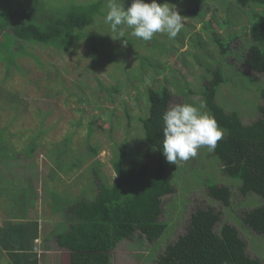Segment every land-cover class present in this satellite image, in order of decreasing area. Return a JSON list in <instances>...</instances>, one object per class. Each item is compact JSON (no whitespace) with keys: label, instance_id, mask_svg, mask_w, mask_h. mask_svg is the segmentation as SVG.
Segmentation results:
<instances>
[{"label":"rangeland","instance_id":"374dc122","mask_svg":"<svg viewBox=\"0 0 264 264\" xmlns=\"http://www.w3.org/2000/svg\"><path fill=\"white\" fill-rule=\"evenodd\" d=\"M98 2L100 14L68 51L27 42H18L15 48L12 31L18 26H42L49 18L64 17L74 7ZM168 2L185 17L180 34L173 40L157 34L145 42L128 35L131 30L126 29L125 46L122 38L113 39L116 34L104 23L107 0H0V142H4L0 176L15 179L6 185L0 178V193L9 192L15 199L22 195L27 200L32 189L22 175L36 178L38 171L45 191L50 189L62 197L53 184L60 190L65 186L67 191V182L74 179L73 188L81 193L76 200H93L101 185L116 181L112 163L119 146L126 147L129 169L137 163L147 164L152 174L162 163L175 192L163 198L160 222L168 225L166 233L153 243L136 233L111 253L110 264H157L167 247L188 231L197 209L218 213L215 232L220 234L224 225L235 227L246 243V254L264 264V236L244 223L245 214L263 201L255 194L242 196L240 182L227 177L213 152L202 147L196 157L177 166L167 162L159 150L147 153L141 119L149 108V88L160 91L167 87L172 94L170 107L199 105L212 72L221 70L227 82L215 101L227 113H239L243 125L248 126L261 118L259 108L264 106V75L243 64L251 45V23L246 15H241L239 22L234 19L235 12H242L234 0ZM130 4L131 0H125L126 8ZM210 23L214 29L204 31ZM212 32L224 42L239 37L230 41L228 53L222 56ZM32 141L37 148L29 158L26 152L31 151ZM213 185L230 190V206L210 197L208 188ZM134 192L135 187L130 186L124 197Z\"/></svg>","mask_w":264,"mask_h":264},{"label":"trees","instance_id":"16d2710c","mask_svg":"<svg viewBox=\"0 0 264 264\" xmlns=\"http://www.w3.org/2000/svg\"><path fill=\"white\" fill-rule=\"evenodd\" d=\"M234 2L242 9L240 14L235 12L234 19L239 22L241 19H237L246 15L249 25L251 23V45L244 56L243 64L249 71L264 75V0ZM88 6L74 7L64 17L49 18L42 26H18L12 31L16 37L15 48L18 49V42H27L68 51L82 39L83 31L100 14V2ZM255 9H261L262 13ZM190 11L194 13L197 10ZM230 13L229 18L233 19ZM209 29H214L211 23L203 30ZM2 31L0 25V34ZM212 37L222 56H225L230 41L239 36L232 37L229 42H224L216 32H212ZM27 54L26 56L35 58L34 55ZM226 82L225 74L221 70L213 71L207 86L201 92L206 109L227 130L213 153L219 159L222 171L227 177L240 182L242 196L255 194L262 199V206L245 214L244 223L255 233L264 236V106L259 108L261 118L256 123L243 125L239 113H227L215 101L219 89ZM261 97L264 101V93H261ZM147 98L149 108L147 115L141 119L147 153L154 149L162 152V115L170 107L172 94L167 87L160 91L149 88ZM33 141L31 151L26 152L29 158L34 156L37 148ZM3 144L4 142H0V148ZM2 154L0 159L4 158ZM94 155L97 156L98 151ZM112 164L116 181L113 185H101L93 200L81 199L72 210L75 223L67 233L58 236V244L70 253L65 255L64 264H110L111 253L136 233L153 243L168 229L166 223L160 222L162 203L163 198L173 194L175 190L166 177L163 164L159 163V167L152 174L148 173L147 164L137 163L129 169L127 149L120 146ZM130 186L135 187V192L132 196L124 197L125 190ZM208 189L212 199L230 206L231 192L227 187L213 185ZM219 221L220 215L213 209H197L191 216L188 231L167 247L157 264H263L246 254V243L235 227L224 225L220 234H217L215 227Z\"/></svg>","mask_w":264,"mask_h":264},{"label":"clouds","instance_id":"9594fccd","mask_svg":"<svg viewBox=\"0 0 264 264\" xmlns=\"http://www.w3.org/2000/svg\"><path fill=\"white\" fill-rule=\"evenodd\" d=\"M104 23L111 33L121 39L126 46L128 35L145 42L152 41L157 34H166L169 40L175 39L184 27V20L177 6L168 0H131L125 7V0H107ZM207 105L180 103L168 107L163 115L162 153L167 162L177 166L198 154V150L207 147L215 151L217 143L224 139L227 130L222 128L215 117L206 111Z\"/></svg>","mask_w":264,"mask_h":264},{"label":"crops","instance_id":"0c3cea01","mask_svg":"<svg viewBox=\"0 0 264 264\" xmlns=\"http://www.w3.org/2000/svg\"><path fill=\"white\" fill-rule=\"evenodd\" d=\"M25 175L22 176L32 189L27 200L22 195L15 199L9 192L0 193V264H64L65 255L70 253L57 240L75 223L72 210L80 202L76 200L80 189L75 192L74 179L67 182V191L65 186L60 190L56 183L53 189L62 193V197L57 196L50 189L45 191L38 171L36 178ZM0 178L6 185L15 180L2 174Z\"/></svg>","mask_w":264,"mask_h":264}]
</instances>
